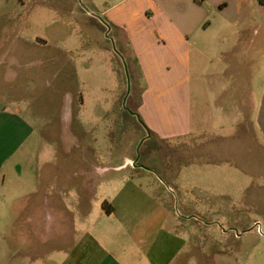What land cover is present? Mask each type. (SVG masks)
<instances>
[{
  "label": "crops",
  "instance_id": "obj_1",
  "mask_svg": "<svg viewBox=\"0 0 264 264\" xmlns=\"http://www.w3.org/2000/svg\"><path fill=\"white\" fill-rule=\"evenodd\" d=\"M53 1L0 0V264H198L179 206L195 205L196 191L239 199L264 184V5L88 0L104 8L85 24L110 23L117 55L136 59L147 127L205 143L171 185L125 153L115 160L110 109L98 113L109 123L96 143L69 53L47 36V17L69 13ZM58 90L60 127L32 106L58 103Z\"/></svg>",
  "mask_w": 264,
  "mask_h": 264
},
{
  "label": "rangeland",
  "instance_id": "obj_2",
  "mask_svg": "<svg viewBox=\"0 0 264 264\" xmlns=\"http://www.w3.org/2000/svg\"><path fill=\"white\" fill-rule=\"evenodd\" d=\"M56 1L53 2L58 3ZM67 5V15L60 16L53 12L51 17H47L46 32L53 47L69 53L70 87L76 85L77 81L82 87L86 101V126L90 131L95 130L97 133L96 143L98 144L99 140L101 142L98 134L107 127L109 120L99 119L98 113L110 109L109 137L112 145L116 147L115 160L119 161L121 154L122 157L126 154L138 167L154 170L158 177L163 179L162 176H165L172 185L179 167L189 162L193 150L205 146V143L189 137L171 140L167 144L176 148L175 153L168 151L172 155L167 156L166 151L156 152L149 159L147 166L141 165L138 161L139 148L146 138V132L128 125L123 115L126 97L133 90L134 84V81L130 80L125 58L117 55L115 44L109 35L110 25L106 21L105 31L100 27L88 26L84 22L86 14L95 17L97 9L103 10L104 5L98 3L89 6L88 0H67ZM20 14L25 20L29 9L21 10ZM32 17V21L28 18L25 24L31 21L29 27L32 30L38 29L39 24L35 17L40 16L32 13ZM113 61L120 71V80L117 73L113 72V66L111 68ZM54 82V79L50 80V84ZM47 93H50V90ZM138 93L139 90L135 95L138 96ZM60 96L59 90L56 93L54 91L53 99L59 101L58 103L47 106L32 104L33 108L41 106L43 112L47 109V116L51 117L48 123H55L59 127L62 116ZM104 102H110L111 105L106 104V108H103ZM43 112L41 114H44ZM166 148L165 150H168V145ZM245 193L244 197L239 199L223 198L210 201L205 199L204 194L196 191L192 194L195 205L189 209L179 206L182 212L181 226L188 231L191 252L198 256V264H264V184H252ZM171 200L174 204V200Z\"/></svg>",
  "mask_w": 264,
  "mask_h": 264
},
{
  "label": "trees",
  "instance_id": "obj_3",
  "mask_svg": "<svg viewBox=\"0 0 264 264\" xmlns=\"http://www.w3.org/2000/svg\"><path fill=\"white\" fill-rule=\"evenodd\" d=\"M260 2L262 3V5H264V0H260ZM93 20L95 22H93ZM91 21L93 24H96L104 31L107 30V27L106 25H104V23L100 21H96L94 18H91ZM108 24L110 25V23ZM122 53H123V57L125 58V62L127 64V70L129 73L130 80L131 82L134 81L132 88L133 90L128 94L125 100L123 115L128 125L136 128H141L146 132V138L144 139V141L142 142L139 148L138 161L141 163V165L147 166L149 159L154 155V153L156 152L165 153V151L166 152L169 151L170 153L173 154L176 152V148L171 146L170 144H167L168 142L171 141L170 139L161 138L154 131L149 129L147 125L144 123L143 119L140 117L138 112V108L141 104V91H142V87L140 86L139 83L140 70L139 67H137L138 65L136 64L135 57L125 55L124 50H122ZM137 90H139L138 96L135 95ZM167 145H168V150H165L167 149L166 148ZM169 152L166 153L167 156H169L170 154ZM162 178L169 183V180L165 176H162ZM104 206L108 212L111 211V209L107 206L105 202H104Z\"/></svg>",
  "mask_w": 264,
  "mask_h": 264
},
{
  "label": "water",
  "instance_id": "obj_4",
  "mask_svg": "<svg viewBox=\"0 0 264 264\" xmlns=\"http://www.w3.org/2000/svg\"><path fill=\"white\" fill-rule=\"evenodd\" d=\"M128 80H129V78H128Z\"/></svg>",
  "mask_w": 264,
  "mask_h": 264
}]
</instances>
